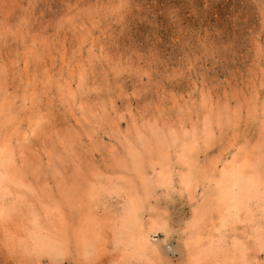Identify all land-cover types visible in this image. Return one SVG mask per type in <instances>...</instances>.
Masks as SVG:
<instances>
[{
	"label": "rangeland",
	"instance_id": "rangeland-1",
	"mask_svg": "<svg viewBox=\"0 0 264 264\" xmlns=\"http://www.w3.org/2000/svg\"><path fill=\"white\" fill-rule=\"evenodd\" d=\"M0 264H264V0H0Z\"/></svg>",
	"mask_w": 264,
	"mask_h": 264
},
{
	"label": "bare ground",
	"instance_id": "bare-ground-1",
	"mask_svg": "<svg viewBox=\"0 0 264 264\" xmlns=\"http://www.w3.org/2000/svg\"><path fill=\"white\" fill-rule=\"evenodd\" d=\"M195 144V143H194ZM161 173V172H160ZM172 174V173H171ZM242 174V173H241ZM240 174V175H241ZM244 174V173H243ZM169 175V174H168ZM163 176V175H162ZM164 177V176H163ZM247 177V176H246ZM160 178V177H159ZM165 179V178H164ZM158 181H159V179H158ZM158 181H156V182H158ZM231 182H229L227 185H226V188L225 189H227V193H228V199H227V202L228 203H230L231 204V207H233L234 206V209H241L242 207H244V204H245V200H246V196H247V193H248V190L249 189H246L245 191H244V188H241L240 190H238V191H236L235 190V183L237 184V182L239 181L238 179H234V182L232 181V180H230ZM249 181V180H248ZM259 183V182H258ZM157 184V183H156ZM258 185V184H257ZM184 187H186V185L184 186ZM239 189V188H238ZM221 191V190H220ZM249 194V193H248ZM256 196H258V195H256ZM249 198H251V197H249ZM258 199V198H257ZM132 202H133V200H131ZM217 201V200H216ZM137 202V201H136ZM136 202H134V204L136 203ZM226 201H225V203H227ZM131 203V202H130ZM133 204V203H132ZM128 207H129V205H128ZM134 206H132V208H133ZM135 208L136 207H134V209L133 210H135ZM223 208V207H222ZM126 210H127V208H126ZM136 211V210H135ZM233 211V213H234V215L236 214V211L238 212V210H236V211H234V210H232ZM133 212V211H132ZM135 213V212H134ZM220 213V212H219ZM232 213V214H233ZM126 214H127V212H126ZM136 214V213H135ZM128 218H130L128 215H126ZM136 216V215H135ZM33 217V216H32ZM37 220V219H36ZM34 221V220H33ZM123 221V220H122ZM36 222V221H35ZM134 222H137V221H135L134 220ZM139 222V224H140V221H138ZM125 223V222H124ZM32 224H33V222H32ZM131 224H132V222H131ZM139 224H137V225H139ZM135 226H136V224H135ZM138 228H142V226H140V227H138ZM145 229V228H144ZM42 232V231H41ZM129 234L130 235H132L131 233H134V235L133 236H131V238H132V240L135 242V245H141L143 248L145 247H148L151 243H150V241H149V237H148V235L147 234H144V233H142L139 229H137V230H135L133 227H132V225H130V228H129ZM144 232H145V230H144ZM127 235H128V233H127ZM153 236V235H152ZM124 237V236H123ZM129 237V236H128ZM127 236H126V238H128ZM30 239H31V242H32V240L34 241V242H36L37 241V239L38 240H41L40 238V230H39V226L37 225V224H35V226H34V229H33V231L31 232V235H30V237H29ZM51 239V238H50ZM36 240V241H35ZM43 241L44 242H46L47 243V240L45 241V239H43ZM126 241V240H125ZM49 243V242H48ZM32 244H36V243H32ZM38 245H40V244H38ZM46 245H48V244H46ZM45 245V243L43 244V246H46ZM51 245H53V244H51ZM34 246V245H33ZM54 246V245H53ZM140 246V247H141ZM34 247H36V246H34ZM47 247V246H46ZM55 247V246H54ZM153 247V246H152ZM37 248V247H36ZM43 248H45V247H43ZM38 249H40V246L38 247ZM47 249H48V247H47ZM50 249H51V246H50ZM54 248H52L51 249V251L53 250ZM150 249H151V247H150ZM149 250V249H148ZM152 250H154V249H152ZM56 251V250H55ZM150 251V250H149ZM155 251V250H154ZM151 252V251H150ZM53 255H54V253H53Z\"/></svg>",
	"mask_w": 264,
	"mask_h": 264
}]
</instances>
